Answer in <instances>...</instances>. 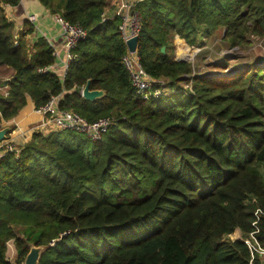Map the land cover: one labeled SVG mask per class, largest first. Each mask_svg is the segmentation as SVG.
<instances>
[{"label":"trees","instance_id":"trees-1","mask_svg":"<svg viewBox=\"0 0 264 264\" xmlns=\"http://www.w3.org/2000/svg\"><path fill=\"white\" fill-rule=\"evenodd\" d=\"M18 1L0 0V64L13 70L0 93V122L27 96L35 108L60 94V108L110 124L97 140L36 130L2 153L0 264H21L32 245L42 248L37 264H261L243 238L256 228L264 247V60L228 69L221 54L211 64L220 73L210 74L172 52L175 36L201 47L220 31L226 48L262 37L264 0L137 2L139 63L167 79L163 93L147 99L122 63L117 17L100 20L116 0H38L86 32L63 76L48 69L55 57L45 39L30 53L22 33L14 42L3 6ZM86 80L102 95L83 98ZM235 229L240 237L227 238Z\"/></svg>","mask_w":264,"mask_h":264},{"label":"built area","instance_id":"built-area-1","mask_svg":"<svg viewBox=\"0 0 264 264\" xmlns=\"http://www.w3.org/2000/svg\"><path fill=\"white\" fill-rule=\"evenodd\" d=\"M114 14L107 16L105 13L100 15V20L117 17L118 24L117 29L119 35L123 41L125 52L122 55V63L128 72L130 82L134 87L136 93L142 99H147L150 96H157L164 91V80L160 78H154L150 76L140 65L136 49L130 51L125 45V41L133 35L138 36L140 29V14L136 9V3L134 0H116ZM53 19L60 25L63 31V47L64 53L60 58L63 66L64 75L66 67L69 61L73 58L74 53L72 51L76 42L85 36V30L77 23H70L63 19L58 13L52 14ZM27 19L30 22L35 21L34 14H28ZM54 54V53H53ZM50 69V65L48 66ZM81 89V88H80ZM60 94L50 96L47 101L34 108V111L42 116L41 121L34 127L35 130H41L47 132L49 130L59 129H71L82 133L90 140H97L106 131L110 124V118L99 117L94 120H87L83 116L71 109H63L58 106ZM16 146L12 144L10 140L0 141V156L6 150L15 149ZM254 223V222H253ZM257 231L255 228L247 233V236L243 238V242L246 244L250 256L252 257L255 252L261 259V264H264V247L261 246L255 239L254 233ZM12 240L6 241V252L11 248L13 253ZM8 259V258H7ZM22 264V263H21Z\"/></svg>","mask_w":264,"mask_h":264},{"label":"crops","instance_id":"crops-1","mask_svg":"<svg viewBox=\"0 0 264 264\" xmlns=\"http://www.w3.org/2000/svg\"><path fill=\"white\" fill-rule=\"evenodd\" d=\"M138 1V0H134ZM4 15L12 22V35L14 42L19 34H23L26 52H31V44L37 37H42L52 47L54 53V62L50 65V70L61 76L63 66L61 57L64 53L63 31L60 25L53 19L52 14L41 5L38 0H19L16 5H4ZM115 7L105 14L111 16L114 14ZM28 14H34L36 19L30 22L27 19ZM29 29V31H27ZM178 37V36H177ZM176 38V36L174 37ZM13 70L7 65L0 64V93L6 94V81L11 77ZM5 81V83H4ZM42 116L34 111L32 101L27 96L25 104L11 118L0 122V128L6 127L8 131L3 140H10L14 146H18L29 140L30 135L35 130V126L41 121ZM41 131V130H37ZM13 244V243H12ZM11 256L6 252V257L13 262L15 257L14 245Z\"/></svg>","mask_w":264,"mask_h":264},{"label":"rangeland","instance_id":"rangeland-1","mask_svg":"<svg viewBox=\"0 0 264 264\" xmlns=\"http://www.w3.org/2000/svg\"><path fill=\"white\" fill-rule=\"evenodd\" d=\"M220 31H217L216 36L205 38L204 45L197 47L195 45H188L181 38L177 37L173 39L174 49L173 56L184 57L186 62L190 63L191 71H215V66L211 65L221 54H227L229 59L227 60L228 68L236 61L244 62L250 61L251 59L259 56H264V35L258 36H247V40L239 47L226 48L220 42ZM166 82V78H162ZM183 89H190V84L182 83ZM264 173V171H263ZM240 237V232L235 229L232 233L227 235V238L233 239ZM11 248L8 249V255L11 256ZM23 263V261H22Z\"/></svg>","mask_w":264,"mask_h":264},{"label":"water","instance_id":"water-1","mask_svg":"<svg viewBox=\"0 0 264 264\" xmlns=\"http://www.w3.org/2000/svg\"><path fill=\"white\" fill-rule=\"evenodd\" d=\"M137 38H138L137 35H133L132 37L128 38L125 41V45H126L128 50L134 51L136 49ZM163 50H164V47L161 46L160 51L163 52ZM174 59L178 60V61H186L187 60L186 58L181 57V56L180 57L175 56ZM262 60H264L263 55L257 57L258 62H260ZM228 69H226L225 72L228 71ZM216 73H220V72L219 71L210 72V74H216ZM184 77L185 76L182 75L179 77V79H183ZM4 83H5V81H4ZM102 93H103V91L100 89H89L88 80H86V82L84 83V85L80 89L81 96L85 99H88V100H93L94 98L101 96ZM7 131H8V129L6 127L0 128V141L4 139ZM41 251H42V248L40 246H34V245L30 246L28 252L24 256L22 264H37V261H38V258L40 256Z\"/></svg>","mask_w":264,"mask_h":264}]
</instances>
